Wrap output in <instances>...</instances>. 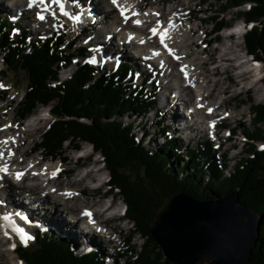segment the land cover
<instances>
[{
    "label": "trees",
    "instance_id": "obj_1",
    "mask_svg": "<svg viewBox=\"0 0 264 264\" xmlns=\"http://www.w3.org/2000/svg\"><path fill=\"white\" fill-rule=\"evenodd\" d=\"M226 2L230 7L248 5L238 12L246 24L244 47L264 66V0ZM209 17L216 31L226 24L217 15ZM14 29L15 25L1 15L0 58L6 69L20 70L27 78L18 103L19 118H26L37 105L54 102L50 108L54 120L33 150L56 158L64 142L73 148H79V142H87L100 153L109 174V189L120 192L125 204L124 216L145 238L138 252L131 246L118 251L125 258L124 264H174L164 257L150 235L149 224L177 192L198 200L237 193L238 200L248 203L261 218L258 241L251 249L247 264H264V146L257 149L254 145L255 141L264 139V127L261 128L264 104L250 106L252 128L243 132L247 144L245 152L251 155L241 156L224 175L225 155L220 160L208 142L188 147L182 154L178 151L182 143L168 138L164 122L159 118L155 127L164 141L158 149L151 150L142 144V139L135 137L131 123L113 117L145 113L157 102L156 96L148 93L144 85H135L133 69L127 62L110 70L105 66L97 69L88 62H76L70 76L58 80L60 68L69 66L73 51L82 56L86 49L77 47L67 52L61 48L64 40L61 35L32 38L28 30L16 35ZM171 158L175 162L174 169L169 165ZM34 236L36 244L32 248H15L24 264H107L98 252L76 253L66 239L54 233L35 229Z\"/></svg>",
    "mask_w": 264,
    "mask_h": 264
},
{
    "label": "rangeland",
    "instance_id": "obj_2",
    "mask_svg": "<svg viewBox=\"0 0 264 264\" xmlns=\"http://www.w3.org/2000/svg\"><path fill=\"white\" fill-rule=\"evenodd\" d=\"M7 1L8 0H0V16L5 15L9 18L10 16H19V19L15 22V29L12 30L14 34L17 35L22 30H28L30 37L33 38L37 36L41 39H45L49 35H61L64 38L61 46L63 50L72 52L73 49L77 47H84L86 49L87 52L82 56L73 51L74 56L71 63L68 67H63V70L62 68L59 70L58 80L63 77H68L76 68V62H87L93 58H95L96 60V63L93 64L97 66V69H100L102 67L104 68V66L107 65V69L110 70L123 61L129 62L130 64L132 63L135 85H137V87H141L144 85L148 93L156 96V105L149 112L147 111L145 113H135L130 116L120 115L113 117L123 121L124 123H131L133 134L137 139H142V144H144L146 147L150 148L151 150H156L164 141V137H162L158 129L155 127L160 117L162 118L165 127H167L165 132L167 133L168 138L173 139V142H176L177 144L182 143V145L178 146V151L180 153L184 154L186 148L196 147L199 142L206 141L210 144V146L212 147V151H214V153L220 160L223 159L222 155H225L226 166L223 170L224 175H227L228 172L233 169V164L241 156L248 157L251 155V153L245 152L247 144L245 143L246 139L244 138L245 136L243 132L246 129L252 128V124L250 121L252 112L250 106L264 104V83L261 80H257L256 72H254V66L251 64V57L249 53L246 52L244 47L243 34L246 30V24L242 21L241 16L238 14V12L246 9L248 7L247 4L239 7H230L227 6L228 4L226 0H145L141 7V9H144V7H146L148 4L156 1L157 5L161 9V13H163L165 9L169 7H176L177 4L180 3V1H186L184 7H182L184 9L179 13L187 15L190 18H188L186 21H183L182 24H177L175 28L177 30H184V26H197L196 34L192 36L191 39L197 40V38L201 36V40L204 37L205 41H209L206 47V51L214 52V58L210 59L206 66H204L200 70H207L208 72H210L212 71L213 67L218 66L217 69L218 71L220 70V73L215 74V76H207L212 80H220L222 84H220L221 86H210L209 84L211 82L209 81L207 90H205L204 92H209L206 100V105L207 103L211 102L220 103L222 100L225 101V107L221 104L216 109V112L220 113V115L215 118V120L217 119L216 121H218V129L220 131V135H218L217 137H213V139H209L211 133L209 129H206V126L210 124H204L205 126L203 125V127H199L198 124H195V127L192 130L186 129L185 131H177L173 128V126L175 125V115L170 114L171 111L166 110V107L162 108L160 106L161 101L159 100V94L160 91H163V89L161 88L162 82L163 84H165V86L167 85V82L171 83V77H169L167 81V79L162 78L163 74L158 71V68H160L161 66V60H159L156 64H152L150 66L146 62L134 58L132 56V52L130 53V51H132V48L134 47L132 44L121 46L123 42L122 38H119L120 36L116 37V35H114L113 37H109L110 35L107 33V35H109V38L107 37L105 33L106 29L107 31L109 30L108 23L103 24L104 26H106L103 28L105 33L100 32L102 29H99L97 26L102 23L101 20L98 19L96 21H92V19L94 18L87 17V19L85 20L90 21V23H96L97 25H91L89 28H87L88 30L82 31V27L84 26V24L82 22H79L77 26H72L71 20L60 14L59 6L56 4H53V7L48 12L49 19L47 17L45 21L39 22L35 20V11H28L24 5V1L16 0L17 2L15 3L18 4V6L17 8H15V13H17V15H12L11 10L7 8L6 5H4ZM64 1L67 3L69 2V0ZM94 1L96 2V8L91 7V0H79V2L81 3L80 5H84L86 8H94L97 10H100L102 8L104 9V6L102 5V2L100 0ZM70 4L71 1L69 2V5ZM222 7H225V10H222ZM77 8L79 9V7ZM74 9L77 10L76 8ZM53 13H55V17H52ZM211 15H217L219 20H222L224 23H226L224 25L225 28H220L218 32H215L211 23L212 21L209 17ZM201 18H203L204 20H202ZM66 23L67 25H65ZM35 30L38 32L37 35L35 34ZM210 30L211 32L209 35L208 32ZM203 31L207 33L205 36V33H203ZM230 32H233V34H228ZM71 45L73 46L71 47ZM223 46L229 47L230 50L228 54L223 56L226 60L220 62L219 51L220 49H223ZM197 47L198 48H194L193 46H191V51L193 53L201 52V50L205 47V42H198ZM214 48L217 50H215ZM144 53H146V51ZM200 56H202L203 58L206 57L203 54ZM146 59L149 61L151 60L147 57ZM253 60L255 59L253 58ZM258 64L261 70V75H263V63L258 61ZM2 71H5V73L2 74ZM153 80L155 82L154 84ZM26 82L27 78L24 72L20 70L6 69L5 64L0 58V84H3L5 86L4 88H0V106L4 107L3 110L1 109L0 111V117L3 118L0 128L7 126L5 120L10 117H14V121L9 124L14 129L20 128L21 123L26 124V121H29V123H37L38 121H40L37 120V118H39V113H42L43 117H46V120H44L45 122L40 123V126L36 130H34L33 138L28 139L26 143L21 145L19 151L32 148L34 144L40 140L41 134L45 131L48 125L54 120L53 115L47 116L44 113L45 111L50 110L54 102H51L48 105H37L35 110L26 118H19L17 114L18 103L20 102L21 97L24 93ZM203 84H205V82L202 80V85ZM221 87H227V89L222 92ZM216 90H218V92ZM200 91L202 92V90ZM3 93L5 94L4 98L1 97ZM162 94L166 96L165 90ZM167 95V99L165 98V102L167 103H163V106H166L167 104L169 105L172 101L171 96L168 93ZM154 109H157V114ZM153 111L155 112V114H153ZM231 112H235L237 113V115L231 117ZM172 115L173 117L171 118ZM180 115L184 118V115H182V113H180ZM197 119H199V117H197ZM263 127L264 125H261V128ZM228 129H231V133L230 137L226 139L225 136L227 135ZM233 129L236 130L233 132ZM149 140L152 141L150 145L147 144L149 143ZM254 145L257 149H262V147L264 146V139L255 141ZM82 147L83 149L80 150V148ZM37 153L41 152H33V150L30 151L29 155L22 157V161L24 163H27L30 157L34 155L38 156ZM78 154H81L82 157L78 158L76 162V157ZM60 156L66 158L65 161L63 160L62 164L71 173L68 176L69 178H79L81 182L86 183L87 187L90 188V190H94L96 192L95 199L98 200V202L106 201L111 203L112 212H110V210L108 209L105 215L109 216L108 224L115 226V233L107 236L96 232L95 234H90L86 232L85 229L78 227L74 222L71 225L70 232L68 230V224L64 229H62L58 228V226H56L55 224H45L41 226L36 222L33 223L25 219V223L21 225V228L33 237V239L28 242L27 246L20 242L19 236L15 235L12 229L2 226L5 230L7 229L5 232H7L8 235L5 236V232L2 231L3 228H1L0 226V237L3 236V239L5 240L3 243L0 242V251L4 252L0 257V260L4 257L7 258V262L0 261V264H11V260L12 262H15V260L19 259L15 252V249H11V245L9 244L11 241L14 242L16 247L24 246L26 248H32L36 244L34 240L35 229L54 233L60 238L66 239L76 253H80L82 251L98 252L99 255L105 259L107 264H124L125 258L120 256L118 251L131 246L136 252H138L142 249L145 238L140 234V232L135 229L131 221H129L126 217L118 215L119 209L125 204L122 200L120 192L109 189L108 182H106L109 174L103 164L102 158H100V153L95 152L92 149L91 144L87 142H79L78 149H74L71 144L64 142L60 155L56 156V158H50L49 156L44 155L45 160L41 162V165L45 163H52L53 161L59 162ZM183 158L185 159L186 157L183 156ZM169 165L170 168H175V162L172 161V158L169 160ZM179 176H181V173L179 174ZM68 177L62 176L61 181H66ZM2 185L3 184L0 185V188L2 187ZM104 192H106L105 196L102 195L104 194ZM7 196V192L0 190V216L4 217L6 215H9L11 221L13 219L16 223H18L22 221V216L17 215L16 213L10 215V213H14L8 208L9 204L12 202V198H9ZM48 199L55 208L59 209L61 207L58 204H54V202L52 201V197H49ZM22 200H25L26 202V198H22ZM66 216L69 217V215ZM70 219H75L74 215H72V218ZM84 221L87 220L85 219ZM90 226L93 228L100 227L99 225L95 224H91ZM5 248L9 249V251L5 250ZM11 256H13L14 260L11 259ZM19 260L21 261V264H24L21 259Z\"/></svg>",
    "mask_w": 264,
    "mask_h": 264
},
{
    "label": "bare ground",
    "instance_id": "obj_3",
    "mask_svg": "<svg viewBox=\"0 0 264 264\" xmlns=\"http://www.w3.org/2000/svg\"><path fill=\"white\" fill-rule=\"evenodd\" d=\"M22 1V0H17ZM28 0L24 1V5L27 3ZM38 3L40 0H32ZM71 4L69 5V2ZM104 9H94V8H86L84 5H80L81 3L79 0H69V2H62L65 5V9L72 15L80 14L82 19H87V17L94 18L92 21H96L98 19L101 20L102 23L97 26L99 29H102L100 32H104L103 24H109V30L106 29L107 33H117L119 38H122L123 45L132 44L134 47L131 49L130 53L132 52V56L140 61H144L150 66L152 64H156L159 60H161V66L159 68V72L163 74L162 78L167 79L171 77V83L167 82V85L163 84L161 88L163 91L165 90L166 96L163 91H160L159 100L160 106L162 108L168 107L174 109L173 115L174 116V126L173 128L176 130L185 131L186 129H190L193 125L198 124L199 127H203L205 124H212L216 117L220 115V113L216 112V109L222 104L224 106L225 101L222 100L220 103H207L206 100L208 93H204L207 90V85L209 81L211 82L210 86H215L222 84L220 80H212L207 75L215 76V74L220 73L217 67H213L212 71L208 72L207 70H200L210 59L214 58V52H207L206 47L209 41H205L204 37L201 40V36L197 38V40H192L191 37L196 34L197 26H184V30L176 29L177 24H182L183 21H186L190 18L187 15L180 14L179 12L182 11L186 1H180L176 7H169L165 9L163 13H161L160 7L157 5L156 1L148 4L144 9H141L143 2L145 0H118V3L125 6L128 10L126 11V15L130 17L128 22H125L123 17L120 16L119 10L117 7L111 4L110 0H100ZM192 1V0H188ZM91 7H95V1L91 0ZM9 5H14L11 10V14L14 15L15 8H17L18 4H16L13 0H8ZM7 7V4H5ZM42 6L43 4H38V7ZM9 7V6H8ZM79 7V9L77 8ZM76 8L77 10H75ZM96 8V7H95ZM86 9V11H85ZM17 10V9H16ZM19 10V9H18ZM38 11L39 8H38ZM135 11L139 13L137 16H133L132 12ZM144 13H148V15H144ZM153 13H159V16L153 15ZM46 15L49 19V13L46 12ZM51 15V14H50ZM60 15V14H59ZM98 15V16H97ZM104 15V16H103ZM177 15V16H175ZM52 16V15H51ZM63 16V15H62ZM53 17V16H52ZM206 18V17H205ZM47 19V18H46ZM51 19V18H50ZM139 19L142 23L137 26L132 23V20ZM159 19L161 21L162 28H167L169 32L170 39L166 40L169 48L174 50V55L180 57V59H175L172 55H169L167 49L164 48L163 45L159 42V37L153 36L150 29L156 26V21ZM172 21L174 27H170L168 24V20ZM204 20L203 18H201ZM72 26H77L78 23H74L72 20ZM67 25V23L65 24ZM206 34V32L203 31ZM204 34V36H205ZM118 38V39H119ZM143 41V43H141ZM198 42L203 43L205 42V47L201 50V52L193 53L191 51V46L194 48H198ZM125 43V44H124ZM109 46V45H108ZM222 46V44H221ZM111 47V46H110ZM185 47V50H184ZM190 49V50H189ZM215 49V48H214ZM102 50V49H101ZM217 50V49H215ZM230 48L223 46V49L218 48L220 62L224 61L223 56L229 53ZM129 51V50H128ZM141 51H146V53H142ZM134 53V55H133ZM156 53H159L158 55ZM204 55L206 57H202L200 55ZM146 56L153 60H147ZM113 58V57H111ZM196 61V62H195ZM219 62V61H218ZM187 66L185 72L187 73L188 78L185 79V74L181 72V68ZM198 67H197V66ZM222 71V70H221ZM161 74V75H162ZM161 78V79H162ZM202 80L205 84L202 85ZM161 81V80H160ZM165 81V80H164ZM201 81V82H200ZM191 87H194V91L197 93L201 92L202 94L200 98H197L196 93H191ZM227 87H221L222 92L226 90ZM181 90H185L189 93V98L191 99V105L193 107L194 116L199 117L198 123L195 122H183L182 117L178 111L175 110L177 94ZM218 92V90H216ZM171 96V103L166 106H163L165 102V98L167 99L168 95ZM179 100V98L177 99ZM162 103V104H161ZM197 105H201L198 107ZM6 107V106H5ZM225 107V106H224ZM223 107V108H224ZM3 106H0L3 110ZM211 108L212 111L209 112L208 109ZM1 113V112H0ZM5 115V114H4ZM171 116V118L173 117ZM182 115H185L182 113ZM237 113L231 112L230 116L234 117ZM3 118L0 117V125ZM37 123H21L20 128L14 129L12 126L7 127L14 121V117H10L5 120L7 123L6 127L0 128V153L4 155L0 157V167L7 166V174L13 172H22L23 176L21 178L33 179L32 183L29 184H19L18 186L13 182H10L6 179L5 172L3 177H1V184L2 187L0 188L1 191L7 192V197L12 198V202L9 204L8 208L10 211L22 216V221L18 222L21 225L24 224L25 219L31 222H36L41 226L45 224H55L58 228L64 229L67 224L69 225V231L71 232L70 228L72 223H76V225L80 228L85 229L86 232L95 234L101 233L104 236L114 234L115 226L109 225V216L105 215L108 209L111 211V203L110 202H98L95 199L96 192L90 190L87 187L86 183L81 182V180L68 177L71 173L68 169L63 166V160L65 161V157L60 156L59 159L61 162H52L48 164L41 165V162L44 161V154L37 153L38 156H32L29 158L27 163L22 161V157L27 156L30 154L32 148L19 151L21 145L27 142L28 139H32L34 136V130H36L40 123H44L43 119L37 118ZM46 120V119H45ZM204 125V126H205ZM209 130L211 134H215V129L212 127ZM16 127V126H15ZM175 130V131H176ZM192 130V129H190ZM3 141H7V143H3ZM83 149L80 148V150ZM21 159H19V158ZM54 160V159H52ZM31 166V167H30ZM3 173V172H0ZM49 174L48 180L43 179L40 177ZM63 174L64 176L68 177L66 181H61L60 175ZM73 175V174H72ZM7 176V175H6ZM16 178V176L14 177ZM50 179L54 180L58 186V188H53L52 186L47 185V181ZM82 183V184H80ZM0 184V185H1ZM103 196L106 195V192L102 194ZM52 197V201L54 204H58L61 207L59 209L55 208L53 204L49 201L48 198ZM22 198H26L22 200ZM24 201V202H23ZM108 204V205H107ZM107 205V206H106ZM54 208V209H51ZM87 211L93 216L96 220V225L100 227H91L89 221H84L85 219L88 220V216L84 215V212ZM9 212V211H6ZM66 215H69L67 217ZM74 215L75 219L72 218ZM9 216V215H7ZM10 217V216H9ZM4 221L3 217L0 216V226L2 227V222ZM6 226L8 222H4ZM55 227V226H54ZM99 228V229H96ZM22 229V228H21ZM7 230V229H6ZM5 232V231H4ZM7 233V232H5ZM3 236L0 237V242H4ZM14 243V242H13ZM10 244V243H9ZM8 250L9 249H6ZM3 251H0V257L3 255ZM11 253V252H10ZM4 257L0 261L7 262V258ZM11 259L14 260L13 256ZM10 260V259H9ZM11 264H21L19 259L15 260V262H10Z\"/></svg>",
    "mask_w": 264,
    "mask_h": 264
},
{
    "label": "water",
    "instance_id": "obj_4",
    "mask_svg": "<svg viewBox=\"0 0 264 264\" xmlns=\"http://www.w3.org/2000/svg\"><path fill=\"white\" fill-rule=\"evenodd\" d=\"M260 220L237 193L198 200L177 192L155 214L149 232L174 264H247Z\"/></svg>",
    "mask_w": 264,
    "mask_h": 264
},
{
    "label": "snow or ice",
    "instance_id": "obj_5",
    "mask_svg": "<svg viewBox=\"0 0 264 264\" xmlns=\"http://www.w3.org/2000/svg\"><path fill=\"white\" fill-rule=\"evenodd\" d=\"M110 2H111L112 5H114L115 7L118 8L119 14H120L121 17H123L124 21L125 22H128L129 19H130V17L128 15H126V11L128 9L125 6L119 4L118 3V0H110ZM40 3L41 4H44L45 3V0H40ZM52 3L59 6V11H60V14L61 15L67 17L70 20H72L74 23H79L80 22V20H81L80 15H72V14H70L65 9V5L62 2V0H52ZM29 6H31V0H30V3H29ZM52 15H53V17H55V13H53ZM132 15L133 16H137V15H139V13L133 11L132 12ZM144 15H148V13H144ZM153 15H155V16L158 17L159 16V13H153ZM37 19L43 21L45 19V17L43 15L37 14ZM132 23L135 24V25H137V26H139L142 23V21L139 20V19H136V20H132ZM168 24H169L170 27H174V25L172 24V21L170 19L168 20ZM248 27H251V25H249ZM150 31L152 32L153 36L159 37L160 44L163 45L164 48L168 50L169 55H172L175 59H180V57L174 55V50L171 49V48H169L168 44L166 43V40L167 39H170L171 37L169 36L168 29L167 28H162L161 21L159 19H157V21H156V26L155 27H152L150 29ZM141 43H143V41H141ZM156 54L158 55L159 53H156ZM87 62L88 63H96V60H95V58H93V59H90ZM186 67L187 66L185 65L183 68H181V72H183L185 74V79L188 78L187 73L185 72ZM4 87L5 86L3 84H0V88H4ZM197 106L200 107L201 105H197ZM208 111L211 112L212 109L209 108ZM10 126L11 125H8L7 127H10ZM212 126H214V124ZM3 143H7V141H3ZM3 155H4L3 153H0V157H2ZM7 171H8V169H7V166L6 165L3 166V167H0V172L7 173ZM15 176H16V179L17 180H20L21 177L23 176V173L22 172H18V173L15 174ZM84 215L90 216L91 214L89 212L85 211L84 212ZM3 219L5 221H7L8 222V225H10L12 227L13 231L18 234L19 239H20V242L22 244H24L25 246H27L28 242L31 241L33 239V237L30 236L28 233H26L23 229L18 228L14 224H12V221H11V219H10L9 216L6 215V216L3 217ZM7 235L8 234L5 233V236H7ZM11 247L13 249H15L16 245L15 244H12Z\"/></svg>",
    "mask_w": 264,
    "mask_h": 264
}]
</instances>
